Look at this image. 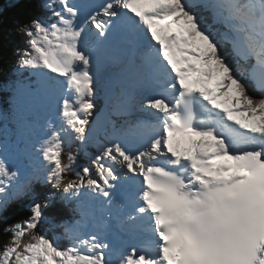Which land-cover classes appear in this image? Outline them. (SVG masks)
I'll return each instance as SVG.
<instances>
[{"label":"snow or ice","instance_id":"1","mask_svg":"<svg viewBox=\"0 0 264 264\" xmlns=\"http://www.w3.org/2000/svg\"><path fill=\"white\" fill-rule=\"evenodd\" d=\"M0 74V264H264V0H0Z\"/></svg>","mask_w":264,"mask_h":264},{"label":"trees","instance_id":"2","mask_svg":"<svg viewBox=\"0 0 264 264\" xmlns=\"http://www.w3.org/2000/svg\"><path fill=\"white\" fill-rule=\"evenodd\" d=\"M15 12L9 10V12L5 16V31L6 34L11 33V29L13 23L19 19ZM22 46V44H21ZM5 57V64L6 67H11V64L14 63L16 57L13 55V45L7 44L4 51ZM3 74H0V78H2ZM52 215H56L55 210L51 212ZM28 215L27 209L24 206H16L14 209L9 213V218L7 223H11L16 219L26 218ZM4 224L0 223V243L5 242L8 239V235L3 233ZM49 227V226H48ZM48 227H44L43 231H46ZM48 230V229H47Z\"/></svg>","mask_w":264,"mask_h":264}]
</instances>
